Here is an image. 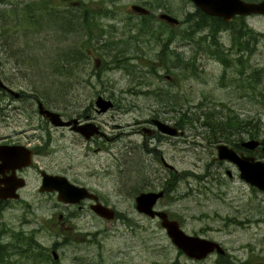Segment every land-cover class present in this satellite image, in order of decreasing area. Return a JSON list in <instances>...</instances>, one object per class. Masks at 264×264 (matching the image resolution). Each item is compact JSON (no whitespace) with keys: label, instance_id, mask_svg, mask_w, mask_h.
Masks as SVG:
<instances>
[{"label":"rangeland","instance_id":"rangeland-1","mask_svg":"<svg viewBox=\"0 0 264 264\" xmlns=\"http://www.w3.org/2000/svg\"><path fill=\"white\" fill-rule=\"evenodd\" d=\"M10 1L19 8L36 0ZM48 1L52 8L38 26L28 28L13 15L0 18V78L25 96L21 102L14 95L0 98V108L5 105L0 138L38 149L19 198L0 202L2 242L14 231L34 230L49 253L56 250L61 264H213L215 258L194 261L179 253L160 220L136 211L139 190H163L169 184L156 209L186 233L219 242L233 255V264H264V193L239 178L234 164L216 158V144L227 142L211 139L203 124L208 113L264 123V15H249L246 24L236 19L231 28L216 31L211 19L197 21V8L188 0ZM8 4L0 1V9L12 8ZM131 4L147 6L148 20L131 12ZM58 11L73 14L77 23L83 17L91 22L47 24ZM160 11L179 20L164 27L174 37L169 52L148 35L136 34L135 24L145 21L156 36ZM192 19L210 26L196 32L190 29ZM161 39L170 38L161 34ZM106 48L130 57L126 63L133 74L109 65ZM63 55L69 58L66 65L57 59ZM167 55L169 72L162 64ZM97 95L114 102L110 110L94 113L106 139L85 140L37 112L36 99L71 117ZM155 116L176 121L183 134L171 135L168 144L151 141L142 127H151L147 121ZM245 127L255 130L253 123ZM229 136L249 139L240 128ZM260 150L251 152L264 160ZM160 156L174 171L164 167ZM36 168L94 190L114 218H98L88 207L79 211L58 201L55 192H39ZM60 213L70 230L52 229ZM3 258L0 264H25L6 254Z\"/></svg>","mask_w":264,"mask_h":264},{"label":"water","instance_id":"water-1","mask_svg":"<svg viewBox=\"0 0 264 264\" xmlns=\"http://www.w3.org/2000/svg\"><path fill=\"white\" fill-rule=\"evenodd\" d=\"M200 11L207 15L220 17L223 21H230L235 15H249V14H264V0L255 2H248L245 0H190ZM130 11L137 14L147 13V9L140 4H131ZM159 18L165 20L169 24L176 25L179 20L168 14L160 13ZM1 65V61H0ZM0 87L9 91L15 97L19 93L14 89L8 87L0 78ZM113 106L110 99L98 96L95 99V107L97 112H104ZM37 112L43 118H46L49 123L55 127L69 125L71 122L75 123L76 120H63L57 111L51 110L43 105L42 102L37 103ZM154 124L159 131L168 135H182L183 130L177 129L175 126L154 120ZM73 128V127H71ZM74 129L88 138L94 133H97V127L93 124L87 123L85 126L75 127ZM240 146L245 150L252 151L260 146L258 139L249 138L242 140ZM6 150L0 151V173L4 171H15L27 167L32 163V149L19 151V145H1ZM216 158L220 161H226L234 164L238 170V176L250 186L264 193V160L256 158L252 154H245L237 152L233 147L227 143L219 142L215 146ZM25 149V148H24ZM165 164L173 169L174 167L165 162ZM3 169V170H2ZM228 176H231L229 170L226 171ZM41 182L39 186L40 192H56L58 201L66 204H77L80 200L90 199L97 200V196L88 191L86 187L80 186L70 182L65 176L59 174H51L45 170L40 171ZM25 184L24 179L12 174L7 178L0 179V199L19 197L16 190ZM164 196L163 190L159 191H146L138 193L134 198L135 209L138 212L144 213L149 217H157L160 220V225L165 230L170 241L177 249H180L187 256L195 259L204 257L208 252L214 248L219 253L223 252V248L218 242L209 240L207 238L187 234L180 227L178 221L170 219L167 213L163 210L155 209L153 206L157 200ZM91 209L97 215L110 220L114 217L112 208L103 205L99 202L91 204ZM54 259H58V254L55 249L51 250Z\"/></svg>","mask_w":264,"mask_h":264},{"label":"trees","instance_id":"trees-1","mask_svg":"<svg viewBox=\"0 0 264 264\" xmlns=\"http://www.w3.org/2000/svg\"><path fill=\"white\" fill-rule=\"evenodd\" d=\"M1 2H5V4L9 3L8 5H13L12 8L8 7L6 8H1L0 9V18H8L9 16L13 15L16 16L18 22H23L25 23V25L28 28H32L34 26H38L39 22H41V20H43V15L46 11H49L52 7L50 6V2L48 0H36L33 1L31 3H23L21 4V6L18 8L16 3H12L10 0H0ZM156 3H163L161 0H155ZM254 1V0H252ZM166 3V2H165ZM144 5V4H143ZM15 6V7H14ZM165 6V5H164ZM51 13V12H50ZM83 12H81L82 15ZM196 13L197 15L200 17H206L212 20L213 23H211L210 21V25H213L214 29L220 30V29H227V28H231L233 21H228L225 22L223 21L221 18H215V17H210L206 14H204L203 12H201L199 9H196ZM50 15V14H48ZM70 17H67V16ZM73 14L70 13H66L65 11H58V13H55L52 18L50 17L48 19V21L46 22L47 24H52L54 23H61L62 25L65 23H68L69 21H75L76 24H79L80 26H87L90 24V20L86 19L85 17H83L82 21H79V23H77V20L75 19L74 16H72ZM80 15V16H81ZM143 19L148 20L149 16H142ZM192 21H194V19H192ZM199 23L202 24V19H198L197 20ZM161 23V22H160ZM193 24L190 25V29H194L196 32L202 30V27H206V26H210L209 24L207 25H199L196 24V22H191ZM151 24V23H150ZM152 25V24H151ZM170 26V25H168ZM136 27V34L141 35H148L149 38H152V40H154V42H156L157 44H162V45H166V40L161 39V34H166V36H169L170 39L174 38L172 34L168 33V30L164 27H166V25H164L163 23H161L160 27H159V31L157 33V37L154 36L153 32H152V27L149 26V23L143 21V22H139L138 24H135ZM90 28V26H89ZM92 34V32L90 33ZM238 35V33H237ZM255 37L257 36L256 33H254ZM166 39V38H165ZM138 41V40H137ZM112 42H106L105 44H110ZM80 48V47H79ZM74 49V48H73ZM107 51V48L105 49ZM209 53H212V51H210ZM105 54L107 55V57H109L111 60L108 62V64L112 63L114 64V66H119L122 69L126 70L127 72H129V74H133V71L130 69V67L132 66L131 64H127L126 61L130 58L128 56H125V58L121 57L118 55V53L116 54V52L113 51L112 48H110L107 52H105ZM167 58L163 61V66L165 67V69L167 70V72H169V65L167 60H169V56H166ZM59 61L64 62L65 65L68 63V59L66 55H63L59 58H57ZM218 59L223 62L225 64V66H227V61L224 58V56H218ZM109 64V65H110ZM58 66V65H57ZM56 66V68H57ZM60 74L63 73L64 71L62 70L61 67H58L57 70ZM194 70H192V73ZM67 75H70V73H67ZM158 95V94H157ZM155 96V95H154ZM159 96V95H158ZM37 100V99H36ZM40 101V100H37ZM41 102V101H40ZM264 103V102H263ZM185 111V110H184ZM183 111V112H184ZM203 117H205V120L203 121L204 126L207 128L209 137L211 139H220V141L224 140L225 142L228 143V145H230L231 147H233L236 151L240 152V151H247L244 148H242L240 146V141H236L234 139H231L229 136V133L232 135L234 134V130L237 128H240L241 131H245L249 138H255L258 139L260 142V146L258 148H260L261 150V156L259 157H264V123L260 122V118H256L254 120V118H246L243 119L235 116V115H221L219 113H214V115H211L210 113L208 114H204ZM254 120V122H253ZM251 123L255 124V130L251 131L248 128H246L245 126H249ZM177 127L182 128L181 125H179L178 123L176 124ZM235 136V135H234ZM254 151V150H253ZM248 153H252L251 151H247ZM253 154V153H252ZM254 155V154H253ZM255 156V155H254ZM256 157V156H255ZM257 158V157H256ZM44 229H48L46 227H44ZM4 229H0V261H3V255L6 254L8 256H13L15 258H18L19 260H21L22 262H24L25 264H61L59 262V259H54L52 257V255L49 253L48 249L45 248L40 241L37 239V235H36V231L31 230L28 232H23V231H14L12 232V234H9L8 237V242H2V238L5 237V235H3L2 233H4ZM68 242H70V240H68ZM179 253H182L180 250H178Z\"/></svg>","mask_w":264,"mask_h":264},{"label":"flooded vegetation","instance_id":"flooded-vegetation-1","mask_svg":"<svg viewBox=\"0 0 264 264\" xmlns=\"http://www.w3.org/2000/svg\"><path fill=\"white\" fill-rule=\"evenodd\" d=\"M245 1H248V2H253L252 0H245ZM255 1H259V0H255ZM146 8H147V13L146 14H139V16H149L150 15V9H148V7L147 6H145ZM160 13H162V11H160ZM159 13V14H160ZM249 15H253V14H249ZM249 15H236V16H234L233 17V19L232 20H236V19H240V22H246L245 21V19H246V17L247 16H249ZM209 16V15H208ZM210 17H215V18H220V17H217V16H210ZM142 19H143V17H142ZM158 21L159 22H161V23H163L164 25H171V24H168L165 20H161L160 18H159V15H158ZM246 24V23H245ZM171 26H174V25H171ZM225 29V28H224ZM220 30H222V29H220ZM226 30V29H225ZM252 33V32H251ZM254 40V39H253ZM171 39H169L167 42H166V45H161V48H163V49H167L168 50V52H169V49H170V45H171ZM250 41H248V43H249ZM249 50H250V48H249ZM169 77V76H168ZM98 96H101V95H97L96 96V98L98 97ZM10 97H12V94L9 92V91H7L6 89H0V98H1V100L2 99H4V98H10ZM103 98H106V97H104V96H102ZM95 98V99H96ZM15 99V98H14ZM95 99L93 100V101H91L90 102V104H88L87 106H84L83 108H82V110H76V111H74V113L72 114V116L71 117H67V115H65V114H60V116H61V118L63 119V120H76V122L75 123H73V122H71V124H69V125H64V126H59V127H61V128H68L69 130H71V131H73L75 134H77V135H79V137H81V138H84L85 140H92V141H94V140H96V138H99V137H101L102 139H106L105 138V135H104V133L101 131V127H100V125L98 124V121L96 120V115L94 114V113H97V114H102L103 112H97V109H96V107H95ZM107 99V98H106ZM16 100L17 101H19V102H21L22 100H25V96L22 94V93H19V96L18 97H16ZM112 101V100H111ZM93 102V103H92ZM113 102V101H112ZM11 103V102H10ZM36 103H37V100H36ZM8 105H10L9 104V101H8V103L6 104V106H8ZM83 106V105H82ZM113 106H114V102H113ZM112 106V107H113ZM168 106H173V104H169ZM2 108H0V110H1V115H5V113H2V110H4V107H5V105H2L1 106ZM111 107V108H112ZM111 108H109V109H111ZM109 109H107L106 111H108ZM170 109V108H169ZM106 111H104V112H106ZM173 119V118H172ZM154 120H159V121H161V122H164V123H167V124H169V125H172V126H175L177 129H179V130H181L179 127H177V125H176V121H171V122H173V123H171L170 122V120H165L164 118L162 119L161 117H159V116H155V117H152L150 120H148L147 121V124L148 125H151V127H142V132L144 133V134H147L148 136H150V139H151V141H153V142H160V140H162V144H164L163 142H165V143H169V139H170V137H171V135H168V134H165V133H162L161 131H159L158 129H157V127H156V124H154ZM87 123H89V124H93V125H95L96 127H97V130H98V132L97 133H94V134H92L91 136H89L88 138H85L84 137V135H82L80 132H78L77 130H75L74 129V126L75 127H81V126H85ZM71 127H73V128H71ZM3 146V145H19V146H21V148L20 149H18L19 151H25L26 149H32L33 150V153H32V158L36 155V154H38V149H37V147L36 146H34V145H31V144H29V143H27V142H18V141H14V140H8V138H0V146ZM25 148V149H24ZM98 148H101V149H103L101 146H98ZM3 150H6V148L4 147V148H2L0 151H3ZM160 161L162 162V164L164 165V167H168L166 164H165V159L162 157V156H160ZM32 166H35L34 165V161L31 163V165L30 166H28V167H23V168H21V169H15V171L13 172V171H11V170H8V171H4V172H2V173H0V179H2V178H7V177H9L10 175H12V174H16L17 176H19V177H23L24 178V176H26L25 174H26V172H27V170L30 168V167H32ZM169 168V167H168ZM37 169V171H38V173L40 174V169L41 168H36ZM3 170V169H2ZM170 170H173L174 171V169H170ZM157 171V170H156ZM40 179H41V177H40ZM167 180L169 181L170 180V178H167ZM77 185H80V186H83V185H81V184H77ZM85 187V186H84ZM169 187V184H167V187L166 188H168ZM87 188V187H86ZM165 187L164 188H162L163 189V192H164V194H165V190H168V189H166ZM21 188H19V189H17V193H19V190H20ZM87 190L88 191H90V192H92L93 194H95L96 196H97V200H96V202H100L101 204H103V205H107L106 203H103L101 200H100V197H99V194H97L94 190H92V189H90V188H87ZM146 191H155V189L154 188H151V189H149V190H145V191H143V190H139L137 193H140V192H146ZM136 193V194H137ZM9 200H16V199H11V198H6V199H0V202H6V201H9ZM159 200V199H158ZM158 200H157V203H158ZM93 203V201L92 200H90V199H83V200H80V202L79 203H77V204H71V205H74L75 207H76V209L77 210H79V211H81V210H83L85 207H88V209L92 212V213H94L92 210H91V204ZM156 203V204H157ZM156 204L154 205V208L156 209ZM139 214H141V215H143V216H147L146 214H144V213H141V212H138ZM95 214V213H94ZM98 218H101V219H103L102 217H100V216H98L97 214H95ZM169 217V216H168ZM153 218V217H152ZM170 218V217H169ZM171 219V218H170ZM72 227H71V225L67 222V220H66V217H64L63 216V214L62 213H60V214H58L57 215V218H56V222H55V227L54 228H52L53 230H55V231H57V230H61V231H65V230H70ZM209 240H212V239H209ZM213 241H215V240H213ZM217 242V241H216ZM219 243V242H218ZM220 244V243H219ZM221 245V244H220ZM222 246V245H221ZM222 248H223V246H222ZM211 258H215V261L213 262V264H233L232 262L235 260L234 258H233V255H231L230 253H228V251L225 249V248H223V252L222 253H219L218 251H217V249L216 248H214L212 251H210V252H208L204 257H202V258H199V259H195V258H191L190 257V259H192V260H194V261H199V260H208V259H211Z\"/></svg>","mask_w":264,"mask_h":264},{"label":"bare ground","instance_id":"bare-ground-1","mask_svg":"<svg viewBox=\"0 0 264 264\" xmlns=\"http://www.w3.org/2000/svg\"><path fill=\"white\" fill-rule=\"evenodd\" d=\"M129 52V51H128ZM9 87V86H8ZM11 88V87H10ZM39 101H37V103H38Z\"/></svg>","mask_w":264,"mask_h":264}]
</instances>
